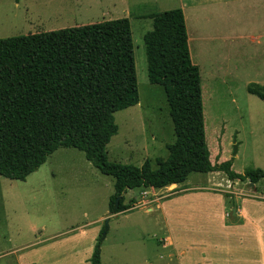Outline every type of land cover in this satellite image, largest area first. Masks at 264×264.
<instances>
[{"label":"rangeland","instance_id":"1","mask_svg":"<svg viewBox=\"0 0 264 264\" xmlns=\"http://www.w3.org/2000/svg\"><path fill=\"white\" fill-rule=\"evenodd\" d=\"M192 4H197L195 13L188 7ZM199 6L195 0H0V39L129 19L140 104L116 114L118 134L107 151L114 163L142 167L150 160L157 168L156 159L169 156L167 144H174L176 138L165 89L148 79L144 36L153 24L144 17L185 9L189 37L191 42H197L195 34L201 32L196 24ZM247 7L246 3L242 10ZM242 13L240 8L238 14ZM206 24L207 37L216 38L215 49L228 50L226 45L219 44L222 33L211 30V20ZM190 50L193 63L201 70L206 140L213 165L233 161L232 171L238 175H244L248 169L264 170V100L248 92L251 84L264 85V65H255L254 61L249 64L244 59L231 65L225 57L199 55L196 43ZM235 144L238 154L233 157ZM114 182L76 149L55 152L23 182L0 177V264H13L16 253L11 252L17 247H27V252H31L39 247L40 239L52 236L57 240L50 243L54 242L52 247L56 245L57 249L46 260L55 259L56 264H92L85 260L92 259L100 241L101 264H165L160 261L161 254L155 256L159 249L157 241L165 235L156 222L158 216L145 215L148 207L144 205L141 210L111 214ZM207 185L227 200L236 199L240 193L258 198L264 190V180L254 188L249 181L230 182L224 172L193 174L185 187H180ZM169 188L154 192L155 197L142 194L143 190L129 191L125 203L179 195L181 188ZM209 202L212 204V200ZM181 209L190 214L188 206ZM107 222L109 230L104 238ZM30 225L34 230L43 228V236L40 238V234L29 229Z\"/></svg>","mask_w":264,"mask_h":264},{"label":"trees","instance_id":"2","mask_svg":"<svg viewBox=\"0 0 264 264\" xmlns=\"http://www.w3.org/2000/svg\"><path fill=\"white\" fill-rule=\"evenodd\" d=\"M148 79L164 87L176 141L169 156L142 167L114 163L108 145L118 134L116 114L140 104L129 19L0 39V177L25 181L60 149H76L112 177V215L128 212L135 190L186 184L193 174L224 172L230 182L257 185L264 170L232 171L233 161L213 165L206 140L200 67L192 61L183 10L144 17ZM248 92L264 100V86ZM118 208L115 209L116 200ZM101 241L98 246H100ZM92 264H101L100 250Z\"/></svg>","mask_w":264,"mask_h":264},{"label":"crops","instance_id":"3","mask_svg":"<svg viewBox=\"0 0 264 264\" xmlns=\"http://www.w3.org/2000/svg\"><path fill=\"white\" fill-rule=\"evenodd\" d=\"M195 1L200 5L196 24L201 32L197 31L195 34L197 42H191L188 34L190 47L196 43L199 55L225 57L231 65L239 63L241 59L249 64L254 61L255 65H264V0ZM246 3L248 7L243 11L242 6L245 7ZM196 5L188 7L195 13ZM226 7L231 9L226 11ZM240 8L243 12L241 15L238 14ZM209 13L212 14L211 18ZM210 20L211 30H218L223 35L219 44L228 47L225 52L215 49L217 45L213 42L216 38H208V33H205L208 26L206 23ZM208 42L212 45L207 46ZM184 185L173 186L178 189L180 186L185 187ZM252 186L257 188L256 185ZM162 190H143L142 194L151 193V197H155L154 192ZM212 190L216 192L217 189H211L209 185L197 186L181 188L177 192L179 195L173 198L162 196L153 200H132L134 203L128 212L141 210L140 207L144 205L148 207L144 210L145 215L158 216L156 222L162 226L165 235L157 241L159 249L155 256L161 254L160 261H165V264H264V190L259 193L258 198H249L248 195L240 193L236 199L230 197L228 200ZM209 200H212V204ZM154 202L156 203L151 205ZM182 206L191 208L190 214L181 209ZM215 208L219 209V214L217 210L214 211ZM29 229H32L31 225ZM32 230L40 234V238L45 232L43 228L42 231ZM51 240L57 239L53 236L40 239L39 247L31 252H27V247H17L11 252L16 253V259L12 263L56 264L55 259L46 260L57 249L56 245L53 249L54 242L50 243ZM90 260L92 259L89 257L85 261L88 263Z\"/></svg>","mask_w":264,"mask_h":264},{"label":"water","instance_id":"4","mask_svg":"<svg viewBox=\"0 0 264 264\" xmlns=\"http://www.w3.org/2000/svg\"><path fill=\"white\" fill-rule=\"evenodd\" d=\"M238 154V146L235 144L234 145V155L233 157H236ZM118 205H119V199L116 200V203H115V209L118 208ZM109 230V227H108V222L106 223V228H105V233H104V238L107 236V232Z\"/></svg>","mask_w":264,"mask_h":264}]
</instances>
